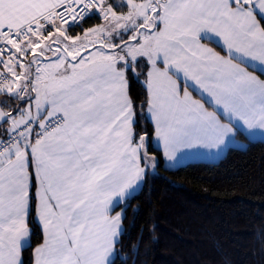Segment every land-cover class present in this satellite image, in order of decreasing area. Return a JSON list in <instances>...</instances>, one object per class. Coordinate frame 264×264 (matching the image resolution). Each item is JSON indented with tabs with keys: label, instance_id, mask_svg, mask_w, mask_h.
I'll return each mask as SVG.
<instances>
[{
	"label": "snow or ice",
	"instance_id": "6c2138e0",
	"mask_svg": "<svg viewBox=\"0 0 264 264\" xmlns=\"http://www.w3.org/2000/svg\"><path fill=\"white\" fill-rule=\"evenodd\" d=\"M0 66V264L33 226L32 264H115L153 136L172 161L264 130V0H0Z\"/></svg>",
	"mask_w": 264,
	"mask_h": 264
},
{
	"label": "trees",
	"instance_id": "16d2710c",
	"mask_svg": "<svg viewBox=\"0 0 264 264\" xmlns=\"http://www.w3.org/2000/svg\"><path fill=\"white\" fill-rule=\"evenodd\" d=\"M100 21L90 18L83 27ZM130 86L133 97L145 98L143 76ZM7 127H0V139ZM140 128L152 132L150 121H141ZM236 135L244 147H229L214 162L176 168L165 167L152 144L156 168L148 169L135 198L116 208L126 212L115 264H264V141ZM41 242L33 226L24 264H32V249Z\"/></svg>",
	"mask_w": 264,
	"mask_h": 264
},
{
	"label": "crops",
	"instance_id": "0c3cea01",
	"mask_svg": "<svg viewBox=\"0 0 264 264\" xmlns=\"http://www.w3.org/2000/svg\"><path fill=\"white\" fill-rule=\"evenodd\" d=\"M110 2L116 3V0H110ZM124 10L126 11V8ZM100 23H103V21L101 20ZM100 23H98V24H100ZM77 33L82 34V29L79 28L73 32V34H77ZM202 42L206 43L209 47H213L216 51L221 52V54H225L224 52L221 51V46H219L215 43H210L209 41H202ZM258 67L259 66H257L256 74L260 75ZM33 70H34V67H33ZM249 70L251 71L252 68H250ZM260 78L264 79V76H261ZM190 91H191V89H190ZM193 95L196 99H200V96L198 93L193 92ZM209 99L210 98L205 95L204 100L207 101ZM23 107H27V104H25V106H23ZM205 107L208 108L209 111H216L217 114L220 116L222 122L228 123V118L224 116L223 110L221 108H217L215 105H212L209 103H205ZM33 111H35L34 107H33ZM233 124L235 125V127L237 129L235 135L229 136L228 138H226V143L224 145H222L219 149H217V148H203V147L185 148L184 152H188V154L185 156H180V157H183V159L178 160L176 162V164L182 165V164H185V163L190 162V161L214 162V161H217L218 159H220L221 157H223V155L226 153V151L229 147H244L245 142L243 140L238 139V137L236 135L237 132H240L246 140L264 141V130H260V129L248 130V129L244 128L241 124H239V122H235V121L233 122ZM152 144L161 151V155H162L163 162H164L166 157H164V155H163V148L159 144V142L155 140L154 136L152 137ZM142 183L143 182H141L139 187L136 189L135 193H137L139 191ZM117 207L118 206H114L113 211H112L113 215H115V213L117 211L121 210V208L116 209ZM29 242H30V240H29ZM114 257H115V255L112 257V259H114ZM22 260H23V258H22Z\"/></svg>",
	"mask_w": 264,
	"mask_h": 264
},
{
	"label": "rangeland",
	"instance_id": "374dc122",
	"mask_svg": "<svg viewBox=\"0 0 264 264\" xmlns=\"http://www.w3.org/2000/svg\"><path fill=\"white\" fill-rule=\"evenodd\" d=\"M188 154V152H184V149H181V151H179L178 153H177V156H176V159L175 160H172V161H169V160H167V158L165 159V161H164V166L165 167H171V168H176V167H178L179 165H177L176 164V162L178 161V160H180V159H183V157H180V156H185V155H187ZM181 165V164H180Z\"/></svg>",
	"mask_w": 264,
	"mask_h": 264
},
{
	"label": "built area",
	"instance_id": "2783aa9c",
	"mask_svg": "<svg viewBox=\"0 0 264 264\" xmlns=\"http://www.w3.org/2000/svg\"><path fill=\"white\" fill-rule=\"evenodd\" d=\"M3 69H2V66H0V71H2ZM7 137L5 136L3 139H6Z\"/></svg>",
	"mask_w": 264,
	"mask_h": 264
},
{
	"label": "water",
	"instance_id": "95a60500",
	"mask_svg": "<svg viewBox=\"0 0 264 264\" xmlns=\"http://www.w3.org/2000/svg\"><path fill=\"white\" fill-rule=\"evenodd\" d=\"M3 124H5V123H2V122H0V127H2V126H3Z\"/></svg>",
	"mask_w": 264,
	"mask_h": 264
}]
</instances>
